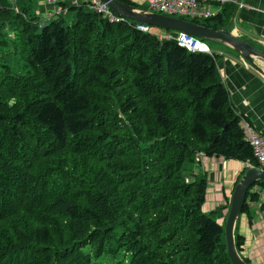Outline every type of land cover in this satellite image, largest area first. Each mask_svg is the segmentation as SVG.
<instances>
[{
    "label": "trees",
    "instance_id": "trees-1",
    "mask_svg": "<svg viewBox=\"0 0 264 264\" xmlns=\"http://www.w3.org/2000/svg\"><path fill=\"white\" fill-rule=\"evenodd\" d=\"M32 2L0 0V264H232L226 207L204 213L189 174L198 153L257 164L220 56L85 5L40 20ZM235 13L181 19L230 32Z\"/></svg>",
    "mask_w": 264,
    "mask_h": 264
},
{
    "label": "crops",
    "instance_id": "crops-1",
    "mask_svg": "<svg viewBox=\"0 0 264 264\" xmlns=\"http://www.w3.org/2000/svg\"><path fill=\"white\" fill-rule=\"evenodd\" d=\"M131 1L143 4L142 0ZM237 1L242 6L235 5L236 13L232 19L230 32L258 50L264 51V0ZM36 2L39 5L35 13L40 20L44 18L47 21L49 8L45 0H36ZM220 47L228 50H212L213 54L220 56L217 61L220 80L230 92L232 104L238 114L248 118L255 132L264 137V77L254 68L245 66L241 56L227 47L222 45ZM198 165L201 166L204 178L208 182L203 212L209 214L218 208L226 207L225 217L218 221L225 228L234 187L239 183L243 172L250 168L247 167V163L222 159H207ZM228 175L231 177L225 179V182L224 177ZM251 192L257 193L259 199L251 200L248 195L247 209L238 219L235 236L244 238L245 243L240 255L249 260V264H264V205L260 200L264 189L254 186Z\"/></svg>",
    "mask_w": 264,
    "mask_h": 264
},
{
    "label": "water",
    "instance_id": "water-1",
    "mask_svg": "<svg viewBox=\"0 0 264 264\" xmlns=\"http://www.w3.org/2000/svg\"><path fill=\"white\" fill-rule=\"evenodd\" d=\"M103 1L115 15L128 21L163 31L184 33L197 39L215 42L227 47L241 56L252 68L264 77V68L258 64L259 61L264 62V51L258 50L226 29L216 31L184 19L168 17L148 10L139 9L133 5L121 3L118 0ZM258 182L264 183V172L250 168L234 187L224 229L227 252L232 264H248L237 250L235 229L238 219L243 213L249 192Z\"/></svg>",
    "mask_w": 264,
    "mask_h": 264
},
{
    "label": "built area",
    "instance_id": "built-area-1",
    "mask_svg": "<svg viewBox=\"0 0 264 264\" xmlns=\"http://www.w3.org/2000/svg\"><path fill=\"white\" fill-rule=\"evenodd\" d=\"M143 4L147 6L148 11L165 15L168 17L187 18L193 20H207L217 16L222 8L227 4H234L242 6L237 0H142ZM49 8L47 18H55L67 12L61 7L64 5L79 6L85 5L91 11L96 13L102 19L110 23L121 24H135L137 31L151 34L159 40L171 41L177 43L180 47L186 49L189 53H206L213 54V51L203 43L202 40L189 36L184 33L160 31L150 26L134 23L115 15L108 5L103 0H45ZM245 135V140L251 146L256 165L247 162L248 168H257L264 172V137L247 123L242 125ZM204 154L196 155L197 163H203ZM208 158L205 157V160ZM261 203L264 205V192L261 195Z\"/></svg>",
    "mask_w": 264,
    "mask_h": 264
},
{
    "label": "rangeland",
    "instance_id": "rangeland-1",
    "mask_svg": "<svg viewBox=\"0 0 264 264\" xmlns=\"http://www.w3.org/2000/svg\"><path fill=\"white\" fill-rule=\"evenodd\" d=\"M38 5H39V3L38 2H36V0H34L33 2H32V9H31V13H35V10L38 8ZM175 18H178V17H175ZM66 20H67V23L68 24H70L71 22H72V20H73V16L72 15H70L69 17H67L66 18ZM8 33H9V37L11 38V39H14V34L11 32V31H8ZM203 43H205L206 45H208V47L211 49V50H213V51H219V50H221L222 48L220 47V44H218V43H215V42H203ZM3 50H4V53H7L9 50L8 49H11V47L10 48H2ZM222 50H225V51H228L226 48H223ZM0 57H2L3 56V53L2 52H0ZM2 62H4V63H8V58H5L4 60H1L0 59V71H5V69L2 67ZM243 64L245 65V66H247L248 68L250 67V68H252L247 62H245V60H243ZM258 64L261 66V67H263L264 68V62H258ZM14 73H16V72H19V69L18 70H16V67H14ZM255 70V69H254ZM197 155H200L199 153L197 154ZM205 161H207V160H205V157H203V162H205ZM189 174H191V175H195V176H197L198 177V179H201V178H203L204 179V172L201 170V166H199L198 165V163H196L195 165H192V166H190L189 167ZM191 175H189V177L191 176ZM231 177V175H228V176H225L224 177V181L226 182V180L225 179H227V178H230ZM206 214H208V213H206Z\"/></svg>",
    "mask_w": 264,
    "mask_h": 264
},
{
    "label": "bare ground",
    "instance_id": "bare-ground-1",
    "mask_svg": "<svg viewBox=\"0 0 264 264\" xmlns=\"http://www.w3.org/2000/svg\"><path fill=\"white\" fill-rule=\"evenodd\" d=\"M261 62V61H260Z\"/></svg>",
    "mask_w": 264,
    "mask_h": 264
}]
</instances>
